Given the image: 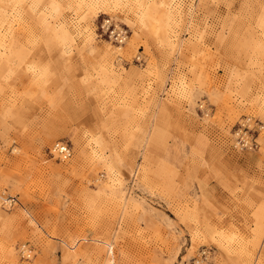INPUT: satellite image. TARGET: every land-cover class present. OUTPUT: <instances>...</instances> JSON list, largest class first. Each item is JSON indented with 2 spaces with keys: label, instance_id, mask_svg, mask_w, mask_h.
<instances>
[{
  "label": "rangeland",
  "instance_id": "1",
  "mask_svg": "<svg viewBox=\"0 0 264 264\" xmlns=\"http://www.w3.org/2000/svg\"><path fill=\"white\" fill-rule=\"evenodd\" d=\"M0 13V264H264V0Z\"/></svg>",
  "mask_w": 264,
  "mask_h": 264
},
{
  "label": "built area",
  "instance_id": "2",
  "mask_svg": "<svg viewBox=\"0 0 264 264\" xmlns=\"http://www.w3.org/2000/svg\"><path fill=\"white\" fill-rule=\"evenodd\" d=\"M100 29L104 35H108L110 38L113 37L116 40V42H118V39H120L121 33L119 32V29H117V26L112 23L111 19L104 20L100 25ZM242 126L246 127L245 125H242ZM234 141H235L234 148L242 150V151H245V150L254 151L259 148L257 139L252 138L250 135H248V133H245L242 128L238 130V132L235 134ZM53 149H54L53 151L57 153L56 155L58 156V159L61 161H67L72 158V154H73L72 148L67 142H59L54 146ZM53 153L52 151L49 150L50 155H53ZM2 203L4 206L8 207L9 209L10 208L12 209L16 206L17 200L16 198L12 196H8L4 198ZM28 246H29L28 244H24L23 249H26V247ZM29 251L32 253L33 249L31 248L29 249ZM20 252L25 258L27 259L30 258L29 256L30 254H28L26 251L22 252V249H20ZM206 260H207L206 257L205 259H202L200 257L195 261V264H204Z\"/></svg>",
  "mask_w": 264,
  "mask_h": 264
},
{
  "label": "bare ground",
  "instance_id": "3",
  "mask_svg": "<svg viewBox=\"0 0 264 264\" xmlns=\"http://www.w3.org/2000/svg\"><path fill=\"white\" fill-rule=\"evenodd\" d=\"M5 18H7V16L6 15H4V14H2V13H0V27L1 26H3V22L2 21H6V19ZM117 29H119V32L121 33L120 35V39H118V42H116V40L113 38V37H111L110 38V40L111 41H113L114 43H116V44H118V45H123L124 43H125V41H126V39L128 38V36L127 35H124V34H127V33H124V32H128L126 29H124V28H121V27H119V26H117ZM123 34V35H122ZM249 121V120H248ZM248 123V122H247ZM59 143V142H58ZM57 143H55L53 146H52V148L51 149H49L50 151H52V153L54 152L53 150V148H54V146L56 145ZM248 151H250V150H248ZM57 153H53V155H51L53 158H57L58 159V156L56 155ZM73 155V154H72ZM61 161V160H60ZM21 249H22V252L23 251H26L28 254H30V251H29V249L26 247V249H23V246L21 247ZM27 254V255H28ZM30 256V258H31V255H29Z\"/></svg>",
  "mask_w": 264,
  "mask_h": 264
}]
</instances>
